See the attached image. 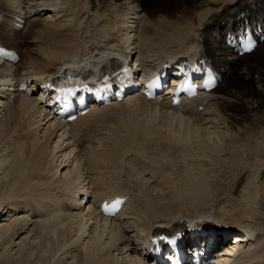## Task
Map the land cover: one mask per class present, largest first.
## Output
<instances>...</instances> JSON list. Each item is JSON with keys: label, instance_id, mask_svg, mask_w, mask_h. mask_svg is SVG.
<instances>
[{"label": "bare ground", "instance_id": "1", "mask_svg": "<svg viewBox=\"0 0 264 264\" xmlns=\"http://www.w3.org/2000/svg\"><path fill=\"white\" fill-rule=\"evenodd\" d=\"M145 2L146 0H61L60 2L58 0H15L9 3V0H4L3 7L7 12L6 16H9V12L16 13V9L21 8V12L25 13L28 19L34 18L28 21L29 27L27 28L31 33V38H29L40 42L41 46H38L40 49L31 52L29 50L30 40L25 39L26 45L19 66H23L26 58L29 59L28 68H31L29 73H9L8 71L15 66L10 67V63L0 61V215L4 213L3 220L6 217L9 218H6L9 222L3 223L2 221L0 225V250L3 251L0 264H15L13 254L11 255L10 252L14 249V240L24 234H32L28 236L33 241L29 242V245L32 244L28 251L19 246V250L15 253L19 255L20 264L22 261L27 262L28 257L33 255L35 257L33 256L34 259L30 264H105L118 251L119 254H125L123 258L137 253L134 260L142 257L145 264H151L148 256L143 255L142 246H136V237L139 235L141 239L144 235L150 234L152 230L159 229L161 222L185 221L180 215L171 213L172 203H178L182 208L187 209L188 205H193V201L205 202L216 192L214 186L217 179L208 181L203 175L202 168L207 163L206 161H210L209 163L215 161L213 163L219 165L218 176L225 171L228 163L232 165L231 171L224 173L227 179L223 181L222 187L227 186L226 192L232 193L233 200L237 202L233 204L235 211L232 212L231 207V212L219 211L215 216L220 219L222 228L234 227L233 229L239 231L245 229L249 233L250 239L247 242L241 241L245 249L236 264H264V200L250 201L254 192L259 193L264 186L260 185L255 188L254 182L251 187L250 178L253 169L257 166L261 176L258 178L264 183V143L260 145L261 143L250 140V135L254 131L251 130L252 122L245 110L252 107L253 112H256L257 107L256 103L253 104L254 100L264 98V73L258 70V62L264 61V43L250 54L236 56L225 44L223 33L225 26L241 21L243 13L245 18L264 24V11H262L264 0H202L200 8L191 10L187 5L182 8L183 10H177L179 12L177 16H174L173 11L168 13L164 10H160L161 12L157 15L150 13V10L140 14L144 10ZM43 11L44 14L48 12L53 14H49L48 19L38 21L37 14ZM68 12H73L79 17L85 13L96 12V18H107L113 14L115 17L109 18L110 21L121 22V27L127 25V27L124 26L127 37L122 38L124 44L121 43L123 46H121L119 56L126 55V59L131 60L135 58V62H140L144 71L152 69L155 63L157 64L166 57L207 55L220 67L226 69L222 83L224 85L220 84L214 91L194 100V102H206L202 111L198 108L187 107L174 109L166 102L146 100L139 95L131 97V100L113 104L111 108L121 106L132 107L134 110L127 116L125 115L127 118L119 119L116 125L114 124L112 130L114 134L109 133L110 141L107 138L105 140L109 141L106 142L108 145L103 142L102 147L96 148L94 145L82 149L81 145L85 142L87 133L92 132L95 126L88 117L100 114L106 110L105 108H96L89 115L67 123L52 117L48 107L43 104L40 97L36 96L35 85L26 91L17 90V82L21 79H36L43 74L57 73L68 64L82 65V62L75 60L76 53H73L75 46L78 45L79 30L69 24V26L62 24L60 20L54 22L61 16L72 17L73 15L70 16ZM240 16L241 18H238ZM50 17L54 20L49 19ZM71 19H68V23ZM138 24H141L140 37L145 38L141 37L139 44L133 46L135 40L131 42V39L139 38L135 37L133 32L136 31ZM129 27L133 29L129 30ZM102 29H104L103 26ZM118 29L121 33L122 29ZM131 32L134 34L131 35ZM13 34L19 36L17 30H14ZM8 39L12 38L8 37ZM109 41L107 40L105 46L117 45V43L110 44ZM92 49L96 50L98 46H93ZM150 49L157 52L156 54L155 51L153 52L156 56L150 52ZM258 49L263 51L262 55L258 54ZM237 68L245 70V75L249 76L248 80L256 87L255 89L242 93L231 90L233 78L238 76L234 72ZM254 75L258 76L257 80L251 78ZM221 86L223 87L220 89ZM11 91L15 92L14 95L12 94V102L8 101ZM30 91H32V96L29 94ZM216 92L220 94L216 95L213 101L218 106V110H215V114L213 112L209 114L208 111H211L212 106L209 102L210 97ZM231 97H235L238 104L235 103L237 100ZM232 108L240 109L237 111L241 113L240 118L235 116L237 113L232 112ZM196 114L198 118L193 119L192 117H196ZM47 123L49 125L43 130L44 133L42 132L44 136H41V128H44L41 126ZM69 130H71L70 135ZM58 134L59 138L52 146L50 142ZM72 139L74 143L71 144ZM122 147H151L156 154L164 157L174 156L179 149L183 148L197 155L198 158L191 159L186 168L187 174L182 175V178L178 177L180 179L179 188L172 184L176 180L173 182L166 174L162 176L164 179L162 178L161 181L164 180L167 185L169 183L168 186L171 189L170 192L168 191L169 194H165L164 199H160L163 192L159 197L153 193L154 191H147L149 188L145 190L139 183L132 188L130 186L126 188L125 185L121 188L102 189L94 185L98 184V177L94 179L91 177L87 182L86 178L81 179L84 175V171L81 172L82 169H80L83 165L82 158L86 159L87 172L85 173L96 174L97 171L93 170H104L105 167L109 168L111 165L114 169L115 156ZM72 164H75L74 169L71 168ZM215 164L209 168L213 172H216ZM205 167L207 168V165ZM64 168H66V173L63 176L62 169ZM77 168L79 170L77 175L70 178L73 180L65 181L64 178L68 175L72 176ZM58 171L61 172L60 176H57ZM246 178L245 184L239 189ZM52 183H63L64 186H71V188L65 187L66 190L73 189L71 198L56 201L58 205L56 210L50 209V204L44 203L46 198L41 200L45 196L41 197L42 193L38 192L43 191L45 186H48L47 189L51 188ZM130 190H137L138 194ZM45 192L44 195H47ZM121 193L130 195L123 211L113 219L99 215L96 202ZM37 197L40 198L39 203H34ZM132 197L137 200L133 210H131ZM74 209H77V212H71ZM22 213H28V215ZM131 214H135L136 218H133ZM205 214L206 212H199L190 217L194 219ZM38 215L43 217L38 221L33 220ZM57 217L62 219L57 220ZM205 221L206 224L210 223L207 219ZM31 228L33 230L27 232ZM134 230H137L136 233L130 234ZM27 238L22 239V242L26 243ZM78 245H82L81 250H78ZM129 262L132 264V261Z\"/></svg>", "mask_w": 264, "mask_h": 264}, {"label": "rangeland", "instance_id": "2", "mask_svg": "<svg viewBox=\"0 0 264 264\" xmlns=\"http://www.w3.org/2000/svg\"><path fill=\"white\" fill-rule=\"evenodd\" d=\"M1 1V0H0ZM59 2L61 0H58ZM202 0H146L145 4H144V10H142L140 12V14L143 12V11H149L150 13H152L153 15H157L159 12H161L160 10H164L168 13L170 12H175L173 13L174 16H177L179 14L178 11L180 10H183L182 8H184L185 6L189 5V7L192 9H195V8H200L202 6L201 3ZM62 6V5H61ZM198 6V7H197ZM114 8V6H112ZM178 10V11H177ZM66 13V11L64 12ZM70 12H68L69 14ZM49 14H53V13H46L44 14V12H42V14L38 15V21L41 19L44 20V19H48V16ZM91 16H90V15ZM85 13L83 16L79 17L77 15H75V13L71 12L70 13V16L73 15L72 17L68 18V16H61L60 18L58 19H53V18H49V19H52L54 20V22H58L59 20L62 21L63 23L62 24H67V26H73V27H76L78 30H79V36H78V40H77V46H75L74 48V51L73 53H76L75 57L76 58H80V57H84V58H91L92 55H95L97 57V54L100 56L101 55V52L102 50H105V53L109 51V47L107 46L105 48V44L107 42L108 39H115L114 42H112L113 44L117 43L118 46H122V44H124V39L122 38H125L127 37V34H126V27L127 25H124L121 27V22L119 23H113V21H110L109 18L111 17H115L112 15L108 16L107 18H104V17H100V18H96L97 17V14L96 12H90V13ZM121 14V12L119 13ZM75 19H74V18ZM83 17V18H82ZM95 17V18H94ZM10 18V17H9ZM72 18V19H71ZM65 19V20H64ZM68 19H71L68 23ZM75 22H74V20ZM98 19V20H97ZM141 19V18H140ZM77 20V21H76ZM102 20V21H101ZM143 20V19H142ZM66 21V22H65ZM83 21V22H82ZM108 21V22H107ZM55 22V23H56ZM78 22V23H77ZM82 22V23H81ZM90 22V23H89ZM76 24L75 26L72 24ZM111 23V24H110ZM141 23V22H140ZM69 24V25H68ZM79 24V25H78ZM7 24L4 23V26H6ZM78 25V26H77ZM134 25V24H132ZM28 26V24H27ZM24 28L17 36V35H12L9 34L8 36V33L7 34H2V32L0 31V37L1 38H5L4 39V42L10 46H15V47H18L21 54H22V57H23V50H24V45H25V39L27 40H30V43H29V46H30V51L31 52H35V50L37 49H40V47L38 46H41V43L40 42H37V41H32L31 38V33L29 32V29L27 28ZM40 26H43V25H40ZM39 26V27H40ZM91 26V27H90ZM102 26L104 29H102ZM112 26V27H111ZM116 26V27H115ZM140 26V27H139ZM7 27V26H6ZM29 27V26H28ZM118 28H121L122 31L120 33V29ZM133 28V27H132ZM130 28V30L132 29ZM135 28V27H134ZM140 28V29H139ZM109 30V31H108ZM112 30V31H111ZM114 30V31H113ZM116 31V33H115ZM124 31H125V34H124ZM139 31V33H138ZM81 32V33H80ZM108 32V34H107ZM112 32V33H111ZM135 33V37H139V38H134V39H131V42H133L135 40V43L133 44V46L135 45H138L139 44V40L142 39V38H145L144 36H141V24H138L136 26V31H133ZM132 33V32H131ZM134 33H132L131 35H133ZM125 36H124V35ZM6 35V36H5ZM105 35V36H104ZM112 35V36H111ZM121 35V36H120ZM138 35V36H137ZM9 38H12V41H9L7 40L8 37ZM14 36V37H13ZM96 36V38H95ZM116 36V37H115ZM124 36V37H123ZM17 37V38H16ZM30 37V38H29ZM120 37V38H118ZM81 38V39H80ZM99 38V39H98ZM106 38V39H105ZM118 39V40H117ZM80 40V41H79ZM120 40V41H119ZM104 41V42H103ZM10 42V43H9ZM20 42V45L21 46H17ZM129 42V43H131ZM122 43V44H121ZM39 44V45H38ZM38 48H37V47ZM93 46H98L99 49H92ZM83 47V48H81ZM79 48V49H77ZM152 50V51H151ZM77 51V52H76ZM154 49H150V52L154 55V53L156 54L157 52L155 51ZM154 52V53H153ZM150 53V54H151ZM258 54L262 55L263 54V51L261 49L258 50ZM137 56V54H136ZM156 56V55H154ZM24 61H26L25 63H23L22 65L24 66H18V69H14L15 73H20V74H25V73H29L31 70V68H28V62H29V59H25ZM259 65V66H258ZM258 67H259V71L261 70L263 73H264V70H262V68H264V61H260L258 62ZM238 70V71H237ZM1 71V70H0ZM260 71V72H261ZM235 74L238 75L237 78H233V83H232V86H231V90L233 92H239V93H242V92H246L247 90H253L255 89L256 87L253 86V84L250 82V80H248L249 76L247 77L245 75V70L243 69H240V68H237L235 69ZM257 77L256 75L254 76H251V78L257 80ZM224 85V84H222ZM223 86L220 87V89L222 88ZM220 93H215L212 98L215 97V95H219ZM12 97V96H11ZM255 97H257L255 95ZM231 99H235V101L237 100L235 97H231ZM7 100V99H6ZM5 100V101H6ZM9 100V98H8ZM12 98L10 99V102H12ZM261 100V102H260ZM262 102H264V98L260 99V98H256L253 102V104H255V106L257 108H255L256 112H253V109L252 107H250V109H245L247 111L246 114L249 115L250 117V120L252 122L251 126H252V131H254L251 135H250V140L252 142H258V144L262 145L264 142V103L262 104ZM236 104H238V100L235 102ZM214 104V105H213ZM210 105H212L210 108H211V111H208L209 114L210 112H213L215 114V110H218V106L215 104V101L211 100L210 101ZM261 105V106H260ZM14 107V106H13ZM259 107V108H258ZM261 107V108H260ZM15 109V108H14ZM13 109V110H14ZM12 110V111H13ZM134 109L132 107H115V108H112V109H107L105 111H102L100 114L98 115H95L94 117H89V121L90 122H93L95 124L94 126V129L92 132H89V135H88V138H87V141L84 143V147H93L95 145L96 148L98 147H102L101 145L104 146V144L108 145L107 143L110 141V136L112 135V132L114 134V131H112L114 129V126L116 125L117 121L119 119H125L127 117H125V115L127 116L129 113H131ZM164 110V109H163ZM210 110V109H209ZM232 112H235L237 114H235V116H237V118H240L241 116V113L240 112H237L239 111L240 109L238 108H232L231 109ZM5 112V111H4ZM3 112V113H4ZM255 115H253L252 113ZM13 113V112H12ZM212 113V115H213ZM124 115V116H123ZM253 115V116H252ZM122 116V117H120ZM240 116V117H239ZM119 117V118H118ZM138 117H141V116H138ZM254 117V118H252ZM118 118V119H117ZM194 119V118H193ZM262 122H261V121ZM54 121V120H53ZM259 121V122H258ZM115 122V123H114ZM250 123V122H249ZM262 123V124H261ZM115 124V125H114ZM49 125V123L45 124V125H42L41 127L44 126V128H41L42 131H40V135L41 136H44L43 133L47 126ZM262 125V126H261ZM254 128V129H253ZM109 130V131H108ZM43 132V133H42ZM71 133V131L69 132V134ZM111 135H110V134ZM260 134H261V137H260ZM246 136V135H245ZM248 136V135H247ZM59 138V134L58 136L53 139L50 143L52 146H54V144L56 143L55 141ZM106 138L109 140V141H105ZM10 140H12V138H10ZM261 140V141H260ZM260 141V142H259ZM103 142H105L103 144ZM107 142V143H106ZM73 143V142H72ZM264 145V144H263ZM264 147V146H263ZM129 148V149H128ZM134 148V149H133ZM128 149V150H127ZM149 151H148V150ZM124 150V151H123ZM130 150V151H129ZM136 152V153H135ZM186 152V153H185ZM125 153V155L123 156V154ZM185 153V154H184ZM189 155H188V154ZM136 154V155H135ZM143 154V155H142ZM135 155V156H134ZM188 156H190L188 158ZM81 157V156H79ZM140 157V158H138ZM192 157V158H191ZM194 157H197L198 156L196 155H193L191 154L189 151H187L186 149H179L177 151V153L174 155V156H162L160 154H156V152L153 150V148L151 147H143V148H138V147H122V149L120 148V150L118 151V154H116L115 156V165L114 166V169L111 165V167L109 168H104V170L102 169H99V170H93L96 174L92 173V175L90 173H85L87 172V166H86V159L82 158V164L81 165L82 167H80V169H82L81 172H83V177H81V179H84L86 178V182L88 180L91 179V177H98L99 181H98V184L95 183L94 185L95 186H98L102 189H107V188H121L122 186H129V185H135L136 183H139L142 185V187L147 190V191H150V192H153L155 193V195H160L162 192L163 195H161L160 199H164L165 197V194H169V192L171 191L170 189V186L169 183L167 185V183L162 180V176H164L166 174V176H169V178L171 180H173L174 183H172L174 186L178 187L180 186V183H179V178H182V175H185L187 174V166L189 164V162L191 161V159H197V158H194ZM169 158V159H168ZM139 159V160H138ZM85 160V161H84ZM207 163L204 164L203 166V170H204V173L203 175L204 178H207L208 181H210V179L213 181L215 180V178L217 179V183L215 184L214 186V189L215 192L214 194H212L209 198H207V201H193V205H188L187 209H184L182 208L178 203L174 204L172 203L171 204V213L173 214H176V215H180V216H184L186 218H189V216H192L193 214L195 213H199V212H206V214L208 215H217V213L219 211H224V210H227V211H230V208L232 207L231 211H235V207L233 208V206L237 203L233 200V195L232 193H228L226 192V187H222L223 183L225 182V180L227 179V177L224 175L225 172H230L231 171V168H232V165L231 163H228V165L226 166V169L225 171L221 174H219L220 176H218L217 172L220 170L219 168V165L218 164H215L213 162L215 161H211V163H209L208 161H206ZM209 163V164H208ZM211 164V165H210ZM214 164L216 165L215 168H216V172H213L211 171L209 168H211L212 166H214ZM207 165V168L205 167ZM74 166L75 164H72L71 168L74 169ZM256 166V165H255ZM257 167V166H256ZM254 168L256 169L254 171L253 169V172H252V175L250 176L251 178V187L253 186L254 182H255V188L258 186L260 187V185H264L263 182H261L260 178L258 177H261L259 175V169L258 168ZM111 168V169H110ZM61 169V168H60ZM89 169V168H88ZM108 169V170H107ZM110 169V170H109ZM66 168L62 169V175L64 176L65 173H66ZM202 170V171H203ZM235 170V169H234ZM234 170H233V174H234ZM77 169H75V172H73L72 176H67L64 178L65 181H71L73 179H70L71 177H75L78 173ZM98 171H99V174H98ZM108 171V172H106ZM207 171V172H206ZM210 172V173H209ZM257 172V173H256ZM60 171H58V174L57 176H60ZM104 173V176H102ZM169 173V174H168ZM173 176H172V174ZM206 173V174H205ZM212 175L210 176L209 174ZM215 173V175H214ZM80 174V173H79ZM98 174V175H97ZM102 174V175H101ZM258 174V175H256ZM96 175V176H95ZM106 175V176H105ZM179 175V176H178ZM224 175V176H223ZM255 175V176H254ZM88 176V177H86ZM257 176V177H256ZM175 177V178H174ZM179 177V178H178ZM210 177V178H209ZM58 178V177H57ZM60 178V177H59ZM214 178V179H213ZM255 178V179H254ZM101 179V181H100ZM164 179V178H163ZM259 181H257V180ZM103 180V181H102ZM178 180V181H177ZM247 180V178L244 180V182L241 184L240 188L243 187V185L245 184V181ZM256 180V181H255ZM166 181V180H165ZM224 181V182H223ZM229 182V181H227ZM226 182V183H227ZM258 182V183H257ZM262 183V184H260ZM166 184V185H165ZM258 184V185H257ZM58 185V186H57ZM73 185V184H72ZM162 187H160V186ZM164 185V186H163ZM50 186V185H49ZM159 186V187H158ZM48 187V186H47ZM47 187L45 186L44 189H42L47 195H44V192L43 191H38V192H41V197L45 196L44 198H41V200H44L45 198V201L44 203H49L50 204V209H53L55 210L57 208V205H53V203L55 201H57L59 198H65L67 197V195H71V193H68L66 192V189L65 187H68V188H71V186L69 185H63V183L61 184H53L52 183V186L51 188L49 187L47 189ZM53 187V188H52ZM154 187V188H153ZM158 187V190H156ZM151 188V189H150ZM264 188V186H263ZM261 188L260 189V195L257 196V194H259L258 192H254V194L256 195V200H255V195L253 194V198L250 200V201H263L264 200V189ZM143 189V190H144ZM155 189V190H154ZM163 189H165L163 191ZM47 190H48V193H47ZM73 189H68V191H72ZM152 190V191H151ZM162 190V191H160ZM157 191V192H155ZM169 191V192H168ZM159 192V193H158ZM134 193L138 194V191H135ZM231 194V195H230ZM183 195V194H182ZM263 195V196H262ZM163 196V198H162ZM168 196V195H167ZM231 196V197H230ZM260 196V197H259ZM49 197V198H48ZM23 198V197H22ZM39 197H37V201L35 202L34 200V203H37L38 200H40V198L38 199ZM260 200H259V199ZM263 199V200H262ZM31 200V199H30ZM29 200V201H30ZM55 200V201H54ZM167 200V199H166ZM214 200V201H213ZM233 201L235 203H233ZM33 202V201H32ZM134 202V203H133ZM195 202V203H194ZM230 202V203H229ZM258 202V203H259ZM39 203V202H38ZM198 203V204H197ZM132 204L133 206L131 207L133 210V208L136 206L137 204V200L136 199H133L132 200ZM178 204V205H177ZM222 204V205H221ZM234 204V205H233ZM199 205V206H198ZM227 206V207H226ZM215 207V208H214ZM218 208V209H217ZM227 208V209H226ZM229 208V209H228ZM230 211V212H231ZM31 212V211H30ZM76 212V210L74 211ZM209 212V213H207ZM181 213V214H179ZM24 214V213H22ZM190 214V215H189ZM21 215V214H20ZM24 215H28V213H25ZM133 218H136V215L135 214H131ZM41 215H39V217H35L33 220H36L38 221V219L40 220L41 219ZM7 219H9L8 217H6ZM3 220L4 219V213H2L0 215V225L2 224V221L3 223H6L9 222L8 220ZM58 218V217H57ZM13 219V218H12ZM62 218H58L57 220H60ZM11 220V219H10ZM134 229H137V228H134ZM33 229L31 228L30 230H28L27 232H31ZM137 230H134V232L136 233ZM133 231L130 232V234H133L134 233ZM28 235H32V234H24L22 236H20L19 238L15 239L14 240V249L11 250L10 254L12 255V258L14 259V263L15 264H20L18 262V260L20 258L18 254L15 255V253L19 250V246L27 249L30 248V244L29 245V242L33 241ZM29 237V238H27ZM26 239V243L25 242H22V239ZM39 240V239H37ZM137 241V240H136ZM138 242V241H137ZM22 243V244H21ZM20 244V245H19ZM82 246V245H81ZM80 245H78V250H81L82 247ZM30 251V250H29ZM2 249L0 250V256H1V253H2ZM116 254L118 256H116ZM114 254V257H110L107 258L109 259V261L107 260V262H109L108 264H122V263H125V264H131V262L129 261H132V264H144V261L143 259L139 258L137 260H134V258L136 259L135 255L137 254H131L130 256H128V258L126 256H124L123 258V255L125 254H119V251L118 253ZM34 256V255H33ZM28 257V261H22L21 264H30V262L34 259V257ZM131 257V259H130ZM18 258V259H17ZM121 258H123L121 260ZM119 259V260H118ZM129 259V260H128ZM104 260V259H103ZM117 260V261H116ZM121 260V262H120ZM125 260H128V261H125ZM17 261V262H16ZM20 261V260H19ZM124 261V262H123ZM137 263H136V262ZM24 262V263H23ZM105 262V264L107 263ZM93 264H99V263H93ZM104 264V263H102Z\"/></svg>", "mask_w": 264, "mask_h": 264}, {"label": "snow or ice", "instance_id": "3", "mask_svg": "<svg viewBox=\"0 0 264 264\" xmlns=\"http://www.w3.org/2000/svg\"><path fill=\"white\" fill-rule=\"evenodd\" d=\"M247 50H251V47H249Z\"/></svg>", "mask_w": 264, "mask_h": 264}]
</instances>
